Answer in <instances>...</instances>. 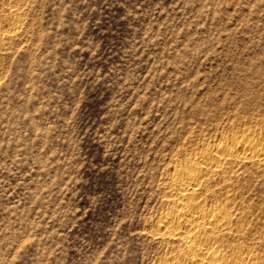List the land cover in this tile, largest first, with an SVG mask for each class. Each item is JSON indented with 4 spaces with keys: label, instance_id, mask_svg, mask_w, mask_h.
<instances>
[{
    "label": "rangeland",
    "instance_id": "1",
    "mask_svg": "<svg viewBox=\"0 0 264 264\" xmlns=\"http://www.w3.org/2000/svg\"><path fill=\"white\" fill-rule=\"evenodd\" d=\"M0 33V264H158L175 163L264 119V0H0ZM231 194L264 240V171Z\"/></svg>",
    "mask_w": 264,
    "mask_h": 264
},
{
    "label": "bare ground",
    "instance_id": "2",
    "mask_svg": "<svg viewBox=\"0 0 264 264\" xmlns=\"http://www.w3.org/2000/svg\"><path fill=\"white\" fill-rule=\"evenodd\" d=\"M260 122L206 143L202 151L175 163L167 182L171 203L151 229L167 245L158 264H264V240L246 228L231 194L244 166L264 171V119ZM221 182L231 189L214 201V183ZM247 234L254 236L251 243H246Z\"/></svg>",
    "mask_w": 264,
    "mask_h": 264
}]
</instances>
